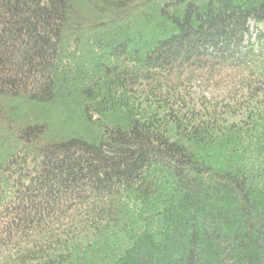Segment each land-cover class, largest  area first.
Listing matches in <instances>:
<instances>
[{
    "label": "trees",
    "instance_id": "obj_1",
    "mask_svg": "<svg viewBox=\"0 0 264 264\" xmlns=\"http://www.w3.org/2000/svg\"><path fill=\"white\" fill-rule=\"evenodd\" d=\"M260 25L264 0H0V264H264Z\"/></svg>",
    "mask_w": 264,
    "mask_h": 264
},
{
    "label": "rangeland",
    "instance_id": "obj_2",
    "mask_svg": "<svg viewBox=\"0 0 264 264\" xmlns=\"http://www.w3.org/2000/svg\"><path fill=\"white\" fill-rule=\"evenodd\" d=\"M258 27L252 23L251 30L253 32V40L255 41L258 37ZM260 29L264 26L260 25ZM259 83V77L254 75L249 81H240L236 83H229L218 87L214 84H208L200 79L193 80L191 86L193 90L200 96L205 97L208 100H212L219 103H227L229 101H235L237 97L248 88L254 87Z\"/></svg>",
    "mask_w": 264,
    "mask_h": 264
}]
</instances>
